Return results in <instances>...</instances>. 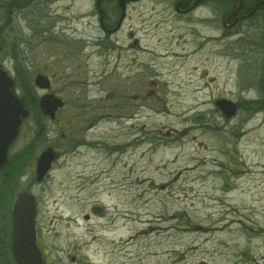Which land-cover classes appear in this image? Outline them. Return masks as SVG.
<instances>
[{
	"label": "rangeland",
	"instance_id": "374dc122",
	"mask_svg": "<svg viewBox=\"0 0 264 264\" xmlns=\"http://www.w3.org/2000/svg\"><path fill=\"white\" fill-rule=\"evenodd\" d=\"M93 1L0 8V67L16 81L18 66L38 102L46 93L66 100L55 120L38 107L23 123L10 162L33 151L9 172L16 175L11 186L6 170L0 172V234L11 242L13 207L27 193L38 204L45 264H264V115L252 110L246 88L264 66L256 44L264 38L261 23L244 25V43L229 37V58L221 65L226 87L214 83L206 90L201 80L213 76L220 83L221 68L193 73L188 57L167 54L170 44L149 42L155 48L144 86L149 98L138 101L128 96L117 54L76 49L73 32L100 35ZM160 26L162 37L192 33L182 23ZM39 75L53 78V90L36 87ZM241 88L243 108L227 119L212 96L221 90L237 98ZM16 92L24 97L21 86ZM48 148L58 158L38 183L37 160ZM9 246L8 253L0 250V264H16Z\"/></svg>",
	"mask_w": 264,
	"mask_h": 264
},
{
	"label": "flooded vegetation",
	"instance_id": "af4514ba",
	"mask_svg": "<svg viewBox=\"0 0 264 264\" xmlns=\"http://www.w3.org/2000/svg\"><path fill=\"white\" fill-rule=\"evenodd\" d=\"M93 3L94 10L91 14H93L92 17L98 18L96 29L99 30L100 35L90 37L77 33L78 35L74 36L75 32H73L76 49L84 54L90 50H94L95 53L92 54L105 52H108L110 56L117 54L119 62L124 63L126 72L124 81L130 87L128 96L135 95L138 101L149 98V93L145 91L144 86H148L149 55L155 54V48H150L149 42L155 41L156 46H163L165 49L170 44L172 47L167 54L182 57L181 59L188 57V60L193 63L191 69L193 73L199 71V68L205 70L221 68L219 70L220 83H218V78L213 76H208L206 79L205 76L201 77L204 81L203 85L206 86L205 89L208 90L210 86L214 87V83L221 87L228 85V71L225 68L222 69L221 65L226 64L223 60L226 61L229 58L226 47L229 37L238 36L240 42L244 43L245 34L242 29L249 21L258 20L262 25L260 28L264 30V0H242V6L239 9V0H94ZM149 4L153 6L150 7ZM162 13L168 14V17L163 21L160 19L159 22H155L154 15ZM213 18L217 21H213ZM164 22H170L172 28H178L182 23L185 28H192V33L186 31L183 34L176 33L171 37H162L160 34L163 28L160 25ZM213 26L215 31H213ZM199 29L205 31L202 32ZM256 44L260 46V51L264 55V38L258 37ZM214 45L217 48H214ZM181 46L182 53H173L174 49H180ZM185 48L189 52H186ZM239 53L240 51L235 58L237 61L240 60ZM151 63L154 66L160 64L155 59ZM157 67H151V70ZM223 70L225 71L224 76ZM240 70H242V65H240ZM48 77L51 84L50 90H53V78ZM236 79L239 80L240 75ZM246 88L251 93L248 99L253 104L252 110L264 115V66L261 70L258 69L252 83ZM243 92L244 89L241 88L237 98H230L228 92L217 90L212 99L227 119L234 120L237 118L238 111L242 110L246 99ZM56 97L61 98L66 106V100L63 97ZM225 103L235 106L236 112L232 117L226 114Z\"/></svg>",
	"mask_w": 264,
	"mask_h": 264
},
{
	"label": "water",
	"instance_id": "95a60500",
	"mask_svg": "<svg viewBox=\"0 0 264 264\" xmlns=\"http://www.w3.org/2000/svg\"><path fill=\"white\" fill-rule=\"evenodd\" d=\"M239 6H242V0ZM35 85L41 91H48L51 88L48 77L43 75L37 77ZM15 87L14 78L0 67V171L8 166L10 149L19 137L24 120L30 116V111L24 106ZM64 106L65 103L61 99L51 94H46L40 99L41 111L51 120H55L57 112ZM225 112L232 117L236 112L235 106L225 103ZM57 158V152L52 148L41 153L36 166L38 183L45 180ZM37 215L38 206L35 198L27 193L21 194L12 211L11 252L16 264H45L37 244Z\"/></svg>",
	"mask_w": 264,
	"mask_h": 264
},
{
	"label": "trees",
	"instance_id": "16d2710c",
	"mask_svg": "<svg viewBox=\"0 0 264 264\" xmlns=\"http://www.w3.org/2000/svg\"><path fill=\"white\" fill-rule=\"evenodd\" d=\"M37 1H41V0H7L6 2L0 3V8L1 9L6 8V10L11 11L15 7L14 9L21 10L22 8L30 7L31 4L34 5L35 3H37ZM2 36H3V33H2ZM5 43L6 42H3V44H5ZM15 70L18 74V78L16 80V89L21 86L23 89V92H24V97L22 98L23 104L27 107V109L32 110L33 113H35V115H38L39 104H38L37 98L31 92H29V90L27 88L28 83H26V81L24 79L21 80L22 74H21L18 66H15ZM41 133H42V129H40V131L38 132L37 135L40 136ZM33 145H34V147H36L35 143H33ZM32 151H33V149L29 148L28 150H26L21 155L20 159H18V160L15 159L16 165H14L13 162H10L8 167L5 169L6 170L5 172H7L6 177L8 176L7 181H8L9 186L14 184L15 179H16V175L10 174L9 172L16 171V170H13L14 166L16 167L19 164H23V162H25V160H27L28 157L32 154ZM9 237H10V234H9ZM0 244H1L0 250L2 252L7 251V253H8L9 250L7 247L9 246V244H11V242H10V240L7 241L6 237L3 234L2 235L0 234ZM4 258L7 260L6 257H4ZM0 261H3V255L2 254H0Z\"/></svg>",
	"mask_w": 264,
	"mask_h": 264
}]
</instances>
